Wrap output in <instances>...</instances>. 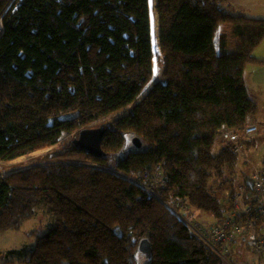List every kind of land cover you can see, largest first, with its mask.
Wrapping results in <instances>:
<instances>
[{"label": "trees", "instance_id": "1", "mask_svg": "<svg viewBox=\"0 0 264 264\" xmlns=\"http://www.w3.org/2000/svg\"><path fill=\"white\" fill-rule=\"evenodd\" d=\"M154 1L156 53L148 0H0V162L105 130L100 159L72 141L0 178V234L42 209L51 219L5 264H139L142 240L146 264H227L229 250L212 251L163 202L214 219L232 208L244 161L215 137L257 112L244 69L264 65L253 55L264 19L223 0ZM156 167L167 183L152 195L136 179Z\"/></svg>", "mask_w": 264, "mask_h": 264}, {"label": "built area", "instance_id": "2", "mask_svg": "<svg viewBox=\"0 0 264 264\" xmlns=\"http://www.w3.org/2000/svg\"><path fill=\"white\" fill-rule=\"evenodd\" d=\"M227 5H230L229 1ZM258 133L259 126L253 122L252 117H249L241 131L222 128L215 141L219 146H227L242 161L249 163L241 140H251ZM7 173L0 169V178H4ZM136 181L149 186L147 191L152 195H156L157 188L164 187L167 183L159 167L151 173H145ZM247 184L236 188L232 208L219 219H215L214 225L198 221L190 214V208L186 204H178L173 200L163 203L197 239L215 253H226L227 245H235L258 256H264V157L258 166L252 167Z\"/></svg>", "mask_w": 264, "mask_h": 264}, {"label": "rangeland", "instance_id": "3", "mask_svg": "<svg viewBox=\"0 0 264 264\" xmlns=\"http://www.w3.org/2000/svg\"><path fill=\"white\" fill-rule=\"evenodd\" d=\"M228 0L225 2L223 0L222 5H227ZM154 0H148L149 10H150V23L152 26V45L153 51L156 53V39L155 32L157 26V17L154 12ZM229 6V5H227ZM228 12L232 11L231 8H227L224 6ZM230 27L227 24H222L219 26V33L226 34L229 37V40H235L237 42V38L231 37L229 35ZM229 49L233 52L232 42L229 44ZM257 49H260V54L264 56V39L257 46ZM245 70V69H244ZM155 76L157 75V70H154ZM262 89L256 90V98L255 101L257 103L258 112L262 116V111H264V81L262 82ZM253 90V89H252ZM254 92V90H253ZM249 95V93H248ZM123 111L117 113L114 117L122 115ZM257 119L260 120L261 116L257 114L254 115ZM99 128L96 125H92L89 129ZM132 138H128V141L131 142ZM254 144L252 146H244V152L247 155L249 163L241 162L237 167V180L235 183V187H238L242 184V180L244 176L249 177L252 172L253 166H258L263 157H264V131L261 129L259 136L254 137ZM73 141L72 136H67L62 139V141L51 148L40 150L34 152L28 156H24L14 162L4 163L0 165V169H4L6 172L10 173L11 171L23 169L28 166L36 165L41 162V158L46 153H52L56 151H61L63 147L70 146ZM7 173V174H8ZM6 174V175H7ZM193 216L200 222H206L209 225H214L216 220L211 217L209 214L202 213L198 210L193 211ZM51 219L48 213L42 209L39 210L38 213L31 219L23 222L18 230L7 231L5 233L0 234V264H5L6 262L13 261L12 257L4 256L5 252L11 249H21L24 246L32 245L35 242L37 236L42 235L50 228ZM34 232V233H32ZM227 249L229 250V254L227 256V264H264V256H258L247 249H243L234 245H227ZM139 264H146V260L144 255L139 254Z\"/></svg>", "mask_w": 264, "mask_h": 264}, {"label": "crops", "instance_id": "4", "mask_svg": "<svg viewBox=\"0 0 264 264\" xmlns=\"http://www.w3.org/2000/svg\"><path fill=\"white\" fill-rule=\"evenodd\" d=\"M224 1L226 2L227 0ZM228 1L230 5L229 6H227L226 4L224 5L227 8H231L232 11H230L229 13L250 19H264V0H228ZM224 35L227 37V51L231 52L229 49L230 42H232V48L233 50H235L238 41L237 42L235 40L231 41V39L229 40V37L226 34ZM260 53H261L260 49L256 48L253 55L257 60L264 61V56L261 55ZM244 81H245L247 93H249V97L256 103L254 99L256 98L255 92L256 90L262 89L261 85L262 82L264 81V65L247 66L244 70ZM252 89L254 90V92ZM257 114L261 116V114L258 112V108H257ZM252 120L255 124L259 126V133L257 135L259 136L261 129L264 131V111H262V116L260 120L257 119V117L255 116L252 117ZM18 159H15L10 162L12 163ZM10 162H6V163H10Z\"/></svg>", "mask_w": 264, "mask_h": 264}, {"label": "water", "instance_id": "5", "mask_svg": "<svg viewBox=\"0 0 264 264\" xmlns=\"http://www.w3.org/2000/svg\"><path fill=\"white\" fill-rule=\"evenodd\" d=\"M104 133L105 130L102 128L83 129L78 133V136L73 140L72 144L79 151L96 159H100L102 157L101 141ZM131 144L136 149H141L143 146L142 141L137 137L131 139ZM247 185L250 186L249 184ZM138 251L144 255L148 261L151 260L152 251L150 243L147 240H142L140 242Z\"/></svg>", "mask_w": 264, "mask_h": 264}]
</instances>
